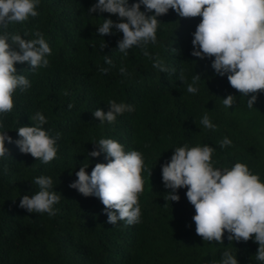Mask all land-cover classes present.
<instances>
[{
	"label": "trees",
	"instance_id": "obj_1",
	"mask_svg": "<svg viewBox=\"0 0 264 264\" xmlns=\"http://www.w3.org/2000/svg\"><path fill=\"white\" fill-rule=\"evenodd\" d=\"M96 2L39 0L36 17L0 29V34L18 33L25 39L35 38L39 31L51 48L46 68L33 71L26 62L16 64L17 74H23L31 87L14 93L13 110L0 116L3 131L13 141L19 139V127L35 126L30 117L40 112L47 120L42 130L52 138L59 134L57 156L49 163L23 154L15 142L6 143L9 152L0 157V264H220L225 250L238 264H264L255 258L254 237L248 242L230 241L225 232L223 243L204 241L196 234L195 209L186 197L187 189H178V202L167 200L170 190L162 181V166L176 148L208 145L214 148V167L244 163L264 183V91L248 108L251 96L241 95L227 76L215 73L214 57L191 55L200 17L181 18L170 9L158 17L157 42L147 45L152 58L136 46L124 55L117 43L122 33L115 29L104 37L98 33L103 18L119 19L109 13L90 14ZM155 59L169 71L153 67ZM104 68L109 71L103 73ZM182 70L185 81L179 79ZM197 74L198 91L189 93L187 84ZM228 95L234 96L232 107L223 104ZM112 100L132 105L134 111L101 124L92 113L99 108L107 112ZM205 114L215 129L201 124ZM225 137L232 144L221 147L219 141ZM102 138L121 143L125 152L142 153L139 223H107L99 198L85 197L70 187L80 167L87 165L90 175L96 163L108 162L103 152L88 157L95 149L93 143ZM39 176L51 177L50 191L60 197L53 205L54 216L19 207L24 195L39 191L34 183Z\"/></svg>",
	"mask_w": 264,
	"mask_h": 264
},
{
	"label": "clouds",
	"instance_id": "obj_2",
	"mask_svg": "<svg viewBox=\"0 0 264 264\" xmlns=\"http://www.w3.org/2000/svg\"><path fill=\"white\" fill-rule=\"evenodd\" d=\"M38 4L39 0H0V29L6 30L9 24L36 17ZM142 5L145 11H141ZM170 9L181 18H201L193 33L194 50L191 55L200 59L214 57L211 67L215 73L220 77L227 76L230 86L241 95L251 96L247 106L252 108L258 95L264 91V0H137L132 4L129 0H97L88 12L116 15L119 22L103 18L98 33L104 37L114 34L115 29L123 34L117 42L120 52L127 55V50L136 46L143 55L152 58L147 45L157 42L158 17ZM33 35L35 38L25 39L18 33L4 31L0 34V116L13 110V95L17 89L25 92L31 87L23 74H17L16 64L26 62L33 71L49 66L46 58L51 54L49 44L39 31ZM105 60L112 64L111 59L105 57ZM153 67L162 72L169 71L159 59H155ZM101 71L107 73L109 69ZM120 71L124 73L126 70L121 67ZM179 79H186L183 70ZM199 80L200 75L197 74L192 83L187 84L189 93L198 91L194 85ZM223 104L232 107L234 96L228 95ZM107 106V112L99 108L92 113L101 124L113 123L118 115L134 111L132 105L114 100ZM30 120L35 122V126L19 127V139L15 141L9 132L3 131L4 121L0 120V157L9 152L6 143L15 142L23 154H30L43 163L56 158L55 145L59 134L52 138L42 130L41 126L47 120L40 112ZM201 124L207 129L216 127L207 114ZM93 144L95 149L88 152V157H99L103 152L108 162L96 163L90 175L87 165L80 167L75 173L78 179L70 187L85 197L99 198L108 217L107 223L115 225L118 220L129 225L139 223L141 208L138 197L144 191L142 153L136 150L125 152L122 144L113 139L102 138ZM219 144L226 147L232 141L225 137ZM213 152L214 148L208 145L176 148L170 161L162 166V181L170 190L166 199L178 202V189L186 188V197L195 209L192 219L197 235L204 241L220 243H223L225 232L230 241L248 242L254 237L258 244L255 258L264 262V183L244 163L237 162L231 168L214 167ZM34 183L39 186V191L31 197L24 195L19 207L29 213L54 216L53 205L59 202L60 197L50 191L51 177L39 176ZM220 264H238V260L230 250H225Z\"/></svg>",
	"mask_w": 264,
	"mask_h": 264
}]
</instances>
